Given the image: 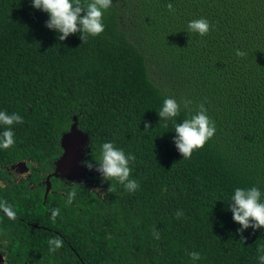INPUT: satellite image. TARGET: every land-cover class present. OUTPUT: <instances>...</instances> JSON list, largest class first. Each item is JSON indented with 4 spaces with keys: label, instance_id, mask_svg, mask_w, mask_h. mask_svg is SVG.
I'll return each mask as SVG.
<instances>
[{
    "label": "trees",
    "instance_id": "16d2710c",
    "mask_svg": "<svg viewBox=\"0 0 264 264\" xmlns=\"http://www.w3.org/2000/svg\"><path fill=\"white\" fill-rule=\"evenodd\" d=\"M201 17L209 33H188ZM47 19L31 0H0V109L23 117L15 144L0 150L6 264H193L191 251L197 264H259L264 229L238 232L227 204L236 187L264 192V0H113L104 32L84 41H59ZM165 97L181 102L175 122L201 103L215 122L188 159L172 142L173 123L159 125ZM74 117L90 137L86 161L95 164L104 142L135 157V192L101 176L52 177L45 198ZM22 161L30 173L16 180L8 168ZM57 236L63 244L50 253Z\"/></svg>",
    "mask_w": 264,
    "mask_h": 264
},
{
    "label": "clouds",
    "instance_id": "9594fccd",
    "mask_svg": "<svg viewBox=\"0 0 264 264\" xmlns=\"http://www.w3.org/2000/svg\"><path fill=\"white\" fill-rule=\"evenodd\" d=\"M113 5V0H31V6L38 11L47 14L48 19L45 27L57 34L59 41H65L70 36L79 33L84 41L86 37H96L105 30L104 13ZM169 12H173V4L168 3ZM211 25L206 18L191 19L187 22V32L201 37L207 35ZM237 56L244 55L237 50ZM185 108L191 103L189 100L182 101ZM181 102L172 97L163 99L160 109L157 111L159 125L163 120L164 126L171 121L174 125L173 143L184 159H188L192 154L202 149L208 141L216 134L215 122L208 115L203 103L188 118L181 122H175V118L180 114ZM23 123V117L17 112L9 113L0 109V150L11 148L15 144L14 126ZM145 132L150 131L151 124L145 122ZM100 155L95 158V164L90 161H83V166L89 170L95 169L103 180L120 184L129 192H135L139 184L135 179L130 178V162L135 159L132 154H126L122 148L116 147L112 142H104L100 145ZM74 192L68 194L66 204L73 202ZM228 210L232 214L233 221L240 226L238 232L251 228L254 231L264 229V192L257 186L236 187L231 194L230 202L227 204ZM9 218H14V211L10 206L4 208ZM59 214V209L51 210L50 219L55 221ZM182 213L177 212V216ZM153 237L160 239L159 232L154 230ZM62 238L53 237L48 240L49 252H55L61 248ZM261 254L257 259L259 264H264V249H257ZM193 264H197L201 259V254L197 251L188 253Z\"/></svg>",
    "mask_w": 264,
    "mask_h": 264
},
{
    "label": "water",
    "instance_id": "95a60500",
    "mask_svg": "<svg viewBox=\"0 0 264 264\" xmlns=\"http://www.w3.org/2000/svg\"><path fill=\"white\" fill-rule=\"evenodd\" d=\"M62 155L55 161L54 171L48 175L46 180L45 198L51 190V178H59L70 183L83 184L89 181L90 177L101 176L95 169L89 170L83 166L86 155L90 152V137L78 126V119L74 117V122L68 132L61 137ZM17 171L24 174L29 171L25 161L17 163ZM5 257L0 250V264H6Z\"/></svg>",
    "mask_w": 264,
    "mask_h": 264
},
{
    "label": "flooded vegetation",
    "instance_id": "af4514ba",
    "mask_svg": "<svg viewBox=\"0 0 264 264\" xmlns=\"http://www.w3.org/2000/svg\"><path fill=\"white\" fill-rule=\"evenodd\" d=\"M26 162V161H25ZM27 163V162H26ZM16 165V164H15ZM15 165H12L10 168H8V169H10V174L12 175V174H14L15 175V178H16V180H21V179H23V176L24 175H28L29 173H30V168H29V171L28 172H26V173H24V174H22V173H20L19 171H17V167H13V166H15ZM28 166V165H27ZM48 177V176H47ZM24 178H26V177H24ZM46 180H47V178H46ZM45 183H46V181H45ZM50 193V192H49ZM0 250H1V248H0Z\"/></svg>",
    "mask_w": 264,
    "mask_h": 264
},
{
    "label": "rangeland",
    "instance_id": "374dc122",
    "mask_svg": "<svg viewBox=\"0 0 264 264\" xmlns=\"http://www.w3.org/2000/svg\"><path fill=\"white\" fill-rule=\"evenodd\" d=\"M26 177V175L23 176V178Z\"/></svg>",
    "mask_w": 264,
    "mask_h": 264
}]
</instances>
